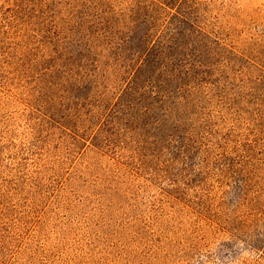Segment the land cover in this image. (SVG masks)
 <instances>
[{"label": "rangeland", "instance_id": "1", "mask_svg": "<svg viewBox=\"0 0 264 264\" xmlns=\"http://www.w3.org/2000/svg\"><path fill=\"white\" fill-rule=\"evenodd\" d=\"M9 1L0 0V12L13 6ZM32 1L38 9L28 31L33 57L67 65L88 37L80 24L93 19L86 14L94 0ZM201 1L208 29L264 61V0ZM212 46L208 61L217 69L212 80L221 81L223 106L214 105L215 93L203 88L194 100L205 98L191 112L198 113L196 125L212 112L214 129L221 134L238 121L235 134L243 149L232 152L235 143L226 144L237 168L249 160V148L261 146L264 76ZM42 73L39 67L34 75ZM17 77L0 66V264H264V251L214 221L232 201L233 173L202 178L197 174L207 168L198 158L184 179L177 170L186 163L170 162V155L161 162L169 159L177 178L143 169L137 161L150 151L138 153L135 135H119L111 151L96 147L93 143L106 138L92 140L98 122L76 134L69 116L75 109L72 100H62L56 90L38 92L33 79ZM107 91L114 99L117 90L108 86ZM43 103H50L56 116L44 111ZM58 119H66L67 126ZM257 147L254 153L260 154ZM214 155L208 171L223 163Z\"/></svg>", "mask_w": 264, "mask_h": 264}, {"label": "trees", "instance_id": "2", "mask_svg": "<svg viewBox=\"0 0 264 264\" xmlns=\"http://www.w3.org/2000/svg\"><path fill=\"white\" fill-rule=\"evenodd\" d=\"M9 2L13 6L0 12V66L20 79H33L38 92L56 90L62 93V100H72L75 109L69 116L80 119L84 115L85 119L77 124L70 118L74 127L71 129L78 134L79 130H87V123L96 121L98 128L92 140L106 135L105 141L93 143L96 147L111 151L118 147L119 135H135L138 153L150 151L137 161L143 169L177 178L170 162L186 163L187 167L177 170L185 179L184 172L199 158L202 168H207L197 174L202 178H224L233 173L232 201L214 215V221L257 251H264V130L259 134L261 146L249 145V160L244 164L242 160L236 168L227 157L226 144L235 143L232 152L243 149V141H238L235 134L238 121L229 132L221 134L214 129L212 112L197 125L193 118L198 113L191 112L200 99L204 100L205 97L194 100L203 88L215 93L218 99L214 105L223 106V87L220 80H212L217 69L208 61L212 45L264 76V61L258 53H246L231 45L221 32L208 29L206 16L201 14L206 4L201 0H94L86 14L93 19L80 24L87 39L75 54L69 55L67 65L49 63L33 57L29 47L28 31L36 18L37 5L32 0ZM39 67L44 73L38 77L34 74ZM108 86L117 90L114 99L108 94ZM83 90L88 92L83 94ZM42 106L56 116L50 103ZM236 115L241 118L240 113ZM58 120L67 126L66 119ZM256 147L260 154L254 153ZM167 155L170 162H161ZM213 155L223 163L208 171ZM156 161L163 167L149 164Z\"/></svg>", "mask_w": 264, "mask_h": 264}]
</instances>
